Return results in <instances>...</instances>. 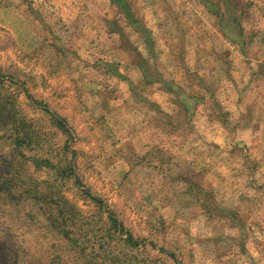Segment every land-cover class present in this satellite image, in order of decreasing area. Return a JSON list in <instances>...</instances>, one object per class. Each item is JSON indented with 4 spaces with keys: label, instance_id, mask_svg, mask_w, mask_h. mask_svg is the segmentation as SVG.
Returning <instances> with one entry per match:
<instances>
[{
    "label": "rangeland",
    "instance_id": "obj_1",
    "mask_svg": "<svg viewBox=\"0 0 264 264\" xmlns=\"http://www.w3.org/2000/svg\"><path fill=\"white\" fill-rule=\"evenodd\" d=\"M65 206L126 264H264V0H0V264Z\"/></svg>",
    "mask_w": 264,
    "mask_h": 264
},
{
    "label": "trees",
    "instance_id": "obj_2",
    "mask_svg": "<svg viewBox=\"0 0 264 264\" xmlns=\"http://www.w3.org/2000/svg\"><path fill=\"white\" fill-rule=\"evenodd\" d=\"M126 7V5H124ZM128 12L129 19L132 20L134 23V26L137 28H140L137 24V20ZM136 23V24H135ZM38 194V193H37ZM38 196V195H34ZM38 196L37 198H39ZM47 195L45 196V198ZM44 198V199H45ZM61 200H63L64 204L69 205V200L67 198H64L62 196ZM63 206V205H61ZM49 219V225L56 230V232L60 235L62 243L61 246L64 248L60 252V254L55 255L51 257V259L46 261L43 264H68L67 260L64 261L67 256L70 254H76L75 257L80 258L84 256V261L82 264H103L105 261H109V264H126L125 260H122L119 255H112L114 254L113 251H109L108 248H110V245H112V242L114 241V238L117 237V240H124L126 244L130 243L134 245L136 242L133 240V237L129 235L128 233H124V227L121 225V223L118 222V220L111 214L110 219L112 220L111 226L107 228V238L105 235H102V233L98 231H94V228H90L89 223H86L87 226L84 224H81L80 227H77L76 225V219L70 215V208L63 207L58 208V210L55 213L49 214L47 217ZM79 232V236H75L76 232ZM127 235V236H125ZM66 241L70 244L67 246ZM90 241L91 246L90 252L85 251V246H82L80 249V252L77 251V248L79 247L78 242H85ZM66 251V252H65ZM69 253V255L64 256L65 254ZM110 253V254H109ZM110 256V257H109ZM99 258H102V260H98ZM30 262V263H29ZM38 264L36 261L33 262L31 260H28L26 264ZM130 264V263H127Z\"/></svg>",
    "mask_w": 264,
    "mask_h": 264
}]
</instances>
